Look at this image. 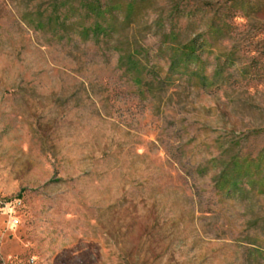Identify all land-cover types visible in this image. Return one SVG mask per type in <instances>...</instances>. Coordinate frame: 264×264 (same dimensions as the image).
Listing matches in <instances>:
<instances>
[{
    "label": "rangeland",
    "instance_id": "1",
    "mask_svg": "<svg viewBox=\"0 0 264 264\" xmlns=\"http://www.w3.org/2000/svg\"><path fill=\"white\" fill-rule=\"evenodd\" d=\"M153 1L140 87L112 45L50 41L0 0V264H264L259 0ZM160 19L193 21L220 90L170 68ZM230 150L248 176L225 173Z\"/></svg>",
    "mask_w": 264,
    "mask_h": 264
},
{
    "label": "trees",
    "instance_id": "2",
    "mask_svg": "<svg viewBox=\"0 0 264 264\" xmlns=\"http://www.w3.org/2000/svg\"><path fill=\"white\" fill-rule=\"evenodd\" d=\"M153 0H27L20 11L21 20L34 31L49 37L56 43L73 42L112 45L111 49L118 55V67L124 70L132 82L143 86L146 78L151 76L147 70L148 54L140 42L136 28L139 27L149 11H153ZM254 14L264 13V0L248 6L244 15L251 10ZM230 17V14H228ZM190 17H194L193 14ZM191 18V19H192ZM193 20V19H192ZM190 20L181 30L177 22H171L170 29L165 31V25L160 20L154 23L159 31L160 43L169 52L168 62L171 69H186L195 66L193 77L198 87L213 93L221 88L215 84L221 73L220 64L216 65L211 79L200 73L198 62L205 48V42L199 44L198 38H190L193 21ZM217 33V32H216ZM187 38V39H186ZM153 73V72H152ZM215 87V90H214ZM237 155L228 152L227 159L222 164L226 174L232 179L239 176L242 169L237 163ZM244 171V170H243ZM259 170H256V173ZM244 176L249 175V169ZM232 188L237 189L236 182ZM231 188V189H232ZM244 193V192H243Z\"/></svg>",
    "mask_w": 264,
    "mask_h": 264
},
{
    "label": "built area",
    "instance_id": "3",
    "mask_svg": "<svg viewBox=\"0 0 264 264\" xmlns=\"http://www.w3.org/2000/svg\"><path fill=\"white\" fill-rule=\"evenodd\" d=\"M9 205H12V203L10 201H9V204H4L3 207H1V212L4 211V209L7 211L9 208Z\"/></svg>",
    "mask_w": 264,
    "mask_h": 264
}]
</instances>
